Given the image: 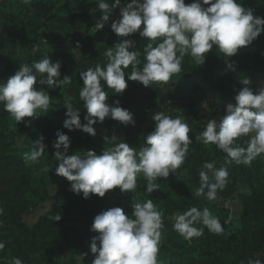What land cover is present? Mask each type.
Returning a JSON list of instances; mask_svg holds the SVG:
<instances>
[{"label":"trees","instance_id":"16d2710c","mask_svg":"<svg viewBox=\"0 0 264 264\" xmlns=\"http://www.w3.org/2000/svg\"><path fill=\"white\" fill-rule=\"evenodd\" d=\"M130 2L122 0L123 5ZM240 2L243 7L253 9L255 15L264 17V0ZM96 8V0H30L28 4L22 0H0V81L14 74L21 63L30 64L47 55L52 62L62 63L61 78L65 75L72 78L71 85L62 90L36 85L37 90L44 87L52 98V109L38 118L26 117L25 122L17 123L0 105V208L4 210L0 216V241L5 243L0 251V264H8L13 257L20 258L23 264H91L94 257L90 243L98 235L90 230L94 217L113 207H122L131 215L133 198L136 202L153 199L164 214L158 254L162 264H247L250 258L264 260V156L257 157L250 166L233 163L229 167V182L215 201L194 198L191 191L199 186L198 173L205 161H215L216 167H220L226 159L216 145H204L195 139L204 129L205 114L213 111L219 120L226 111L225 105L235 103L234 97L243 87L241 78L250 79L249 86L254 90L264 86V33L231 58L235 71L227 69L223 54L219 55L215 47L201 66L186 55L181 72L167 83L153 82L146 87L128 80L130 65L125 69L128 87L124 93H115L106 86L105 91L109 103L119 100L123 108L134 114L135 126L106 119L93 125L97 134L92 136L63 127L65 102L79 108L81 122L86 123L87 110L79 97L83 87L80 72L96 64L106 65L104 52L122 39L135 41L136 50L141 52L142 68L143 48L149 42L138 33L118 37L112 32V22L120 18L119 8L113 9L105 28L98 31L94 25L102 13L98 9L92 11ZM34 45H38L35 52ZM156 111L181 117L194 133L190 136L192 144L185 163L167 179L158 178L160 189L146 199H140L145 181L142 176L137 178L134 193L124 194L115 188L103 198L93 194L84 199L82 193L77 195L70 190L66 178L55 173L58 162L54 160L53 141L58 130L71 139L70 155L87 150L101 154L105 146H110L103 140L105 135L121 137L138 149L154 129L152 115ZM41 136L47 145L44 155L39 164L26 165L23 154ZM243 139L246 138H241V143ZM44 167L49 171H42ZM54 183L58 187L52 194ZM233 199L241 203L240 217H232L229 208L218 205ZM51 202V207L33 224L24 220L25 215L42 210ZM191 206L209 207L224 225V233L216 235L205 228L204 235L191 242L181 237L173 229L170 217ZM56 215H61L59 221L54 220ZM84 253L88 255L83 258ZM77 256L82 258L79 260Z\"/></svg>","mask_w":264,"mask_h":264},{"label":"clouds","instance_id":"9594fccd","mask_svg":"<svg viewBox=\"0 0 264 264\" xmlns=\"http://www.w3.org/2000/svg\"><path fill=\"white\" fill-rule=\"evenodd\" d=\"M28 4L30 0H22ZM102 13L94 28L101 31L109 21L113 9H120V18L111 24L118 37H129L136 33L149 42L141 52L131 39H122L104 52L106 65L96 64L80 72L83 87L79 97L84 102L87 114L81 122L80 110L71 102L66 108L63 127L69 131L81 130L96 136L93 127L106 119L119 121L125 126H135L134 114L116 100L108 102L105 86L115 93L123 94L128 87L125 69L131 65L128 80L150 86L153 82L167 83L182 70V61L190 55L197 66L204 65L207 54L215 47L223 54L228 70L235 71L231 60L240 48L250 45L264 33V17L254 10L242 6L240 0H131L126 5L122 0H96ZM38 45L33 46V51ZM60 61L52 62L49 55L29 63H21L19 69L6 80L0 81V105L17 122L26 117L38 118L51 108V97L36 85L63 89L72 83V78H61ZM243 85L234 97L235 103L225 105L226 111L217 119L206 120L203 131L196 134V141L204 145L214 144L226 154L220 167L215 161H205L199 170V186L191 190L194 198L215 201L218 192L229 182V167L250 166L264 156V86L254 90L250 79L241 78ZM154 129L148 132L143 144L137 149L116 135H105L106 145L101 154L87 150L83 154H69L70 137L57 131L53 147L54 160L58 162L55 173L70 182V190L84 199L95 194L103 198L107 192L119 188L121 193H134L137 178L146 181L145 194L149 197L160 189L158 178L167 179L185 163L189 154L192 129L181 118H173L163 111L152 115ZM241 138L243 143H241ZM44 137L33 141L30 151L23 154L26 165H37L47 145ZM44 172L49 169L44 167ZM131 215L122 207H113L94 217L91 231L98 233L90 243L94 259L91 264H162L158 254L162 241L163 212L148 198L136 202L133 198ZM0 208V216L3 215ZM61 215L54 217L59 221ZM173 229L186 241L204 235L205 228L213 234L222 235L224 225L209 207L198 209L191 206L170 217ZM199 226V227H198ZM5 243L0 241V251ZM84 253L82 257L87 256ZM8 264H23L13 257ZM247 264H264L260 258L248 259Z\"/></svg>","mask_w":264,"mask_h":264},{"label":"rangeland","instance_id":"374dc122","mask_svg":"<svg viewBox=\"0 0 264 264\" xmlns=\"http://www.w3.org/2000/svg\"><path fill=\"white\" fill-rule=\"evenodd\" d=\"M209 119H217L216 117H214L213 111H211L210 113L205 114L204 120L206 121V120H209ZM185 122L187 123V121H185ZM76 132H82V131L81 130H76ZM193 133H194V130L192 129V133H190L189 135L191 136V134H193ZM58 183H59V181H58ZM142 185L143 186L141 188V195H140L141 196V198H140L141 200L147 198V195L144 192L145 191V188H146V182L143 181V184ZM57 187H58V185L56 183H54L51 186V192H52V194H54L56 192ZM242 191L244 192L245 190H242ZM51 205H52V202L51 203H48L42 210H39L37 212L28 213L27 215H25L24 220L28 224H33L41 216V214L46 209H48L49 207H51ZM218 205L219 206H225V207L229 208L231 210L232 217H240L241 214H242V206H241V203H240V201L238 199H233L232 201H229L228 203L227 202H224V203L218 202ZM77 257H78L79 260L82 258L81 256H77ZM70 258L71 257L69 256L67 258V260H69Z\"/></svg>","mask_w":264,"mask_h":264}]
</instances>
